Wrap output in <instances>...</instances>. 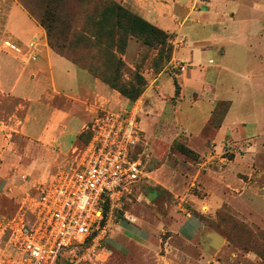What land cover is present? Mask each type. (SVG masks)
I'll use <instances>...</instances> for the list:
<instances>
[{"label": "crops", "instance_id": "obj_1", "mask_svg": "<svg viewBox=\"0 0 264 264\" xmlns=\"http://www.w3.org/2000/svg\"><path fill=\"white\" fill-rule=\"evenodd\" d=\"M118 1L171 35H183L187 24L194 29L202 27L199 33L209 34L210 37L202 40L200 52L206 49L220 51L221 63L214 67L219 69V73L226 70L235 73L236 77L232 75L234 78L229 84L218 76L214 77L215 81L210 80L207 71L201 70L199 62H195V51L191 46L185 48L184 44L175 51L181 63L187 66L186 72L179 75L181 79L178 80V86L174 79L175 85L167 89L169 85L161 81L163 74H160L154 79L157 83L153 82L152 87L141 98L131 102L100 78L56 53L49 44L45 27L20 0H0V216L4 217L14 211L17 213L24 199L38 193V182L52 177L59 168L70 165L75 158V151L90 141L89 131L95 118L105 112L133 107L137 110L139 119L143 115L146 117L144 120L147 122L142 124L146 132L138 147L147 157H150L146 148L149 142L147 139L152 141L154 152L159 154L167 147L170 152L173 143L179 139L200 153H205L206 148L211 147L215 151H221L225 146L240 145L247 150L256 143L259 144L257 140L263 134H250L246 131V126H263L259 115L264 116V102L256 100L253 85L255 81H264V61L257 59L253 52L245 54V64L254 68L250 75L247 71L242 73L228 65L227 42L245 37L225 25V22L232 20L229 16H236L234 0ZM255 7L254 3L253 9ZM206 20L209 26H201ZM195 43L191 44L195 46ZM239 47L253 49L252 45ZM212 61L210 58L208 63ZM210 64H207V68L211 67ZM219 83L232 95L223 96ZM208 92L212 94L208 99L206 119L199 130L194 131L195 129L181 123L177 116L178 108H181V101L186 95L201 108ZM221 102H227V107L221 120L213 125L211 123ZM248 103L250 114L255 118L246 121L236 112H241L242 107L245 110ZM170 105L174 108L173 117L165 115V110ZM209 126L213 132L205 136L204 132ZM224 129L226 135L218 145L217 135ZM260 133L263 131L260 130ZM241 150L235 152L232 160L229 159L224 172L217 174L210 194L205 199H200V203L212 202L218 206L229 198L227 186L239 190L248 188L250 183L242 177L243 173L264 177V163H259L258 159L260 149L245 152ZM210 158L216 160L219 157L215 154L210 155ZM221 159L225 157L221 156ZM150 161L149 158L146 164ZM157 170L158 168L152 173ZM148 173L151 178V171ZM199 174L200 170L190 173V178L196 179ZM150 178H143L139 182L149 181ZM242 205L248 206L249 203L244 200ZM187 208L183 210L185 216L174 221L171 228L184 241L198 248L210 263L223 264L216 258L220 253L229 252L227 241L219 234L207 231L203 221L192 215ZM193 208L199 210V204L195 203ZM129 229L136 232L138 238H133V234L127 235ZM149 238L146 230L136 227L132 229L129 226L125 228L124 237H120L127 241L135 239L136 243L142 245L141 249L149 248ZM103 246H106L104 242ZM106 250L105 247L97 257L90 256L79 264L105 258Z\"/></svg>", "mask_w": 264, "mask_h": 264}, {"label": "rangeland", "instance_id": "obj_2", "mask_svg": "<svg viewBox=\"0 0 264 264\" xmlns=\"http://www.w3.org/2000/svg\"><path fill=\"white\" fill-rule=\"evenodd\" d=\"M21 1L38 22L44 16L47 17L49 23H53L54 29L52 30V35L54 42L64 43V41L72 39V41H78V48H82L84 43L83 41H79V39L82 33L84 34L91 30L88 17L99 15V12L106 4L118 0ZM50 3H52V6L48 7ZM254 3L256 6L255 10L253 9ZM233 4L236 16L234 18L233 16H229L232 20L225 22V25L244 34L245 37L227 42L229 44L227 46L228 65L242 73L247 71L250 75L254 68L248 67L245 64V54H252L253 52L256 54L257 59L264 61V0H234ZM53 10L57 12L55 21L52 20V13H49ZM253 11L255 12L252 13ZM207 23L208 21L206 20L200 25L209 26ZM188 25H186L183 35L170 34L169 44L172 47V55L169 60L166 57L167 47L160 54L159 47L150 46L143 39L132 37L128 40L125 51L121 55L127 66L124 70V78L127 81L135 82L136 72L145 76L147 84L142 95L152 87L154 79L160 74H163L161 81H165L169 85L166 87L167 89H171L175 85L174 79L178 86V80L181 79L179 75L186 71L180 69V65L184 63H181L178 56L175 55V51L179 50L180 46H182L178 45V42L175 43L177 36H186L185 48L191 46L195 51V62H199L198 67L201 70L207 71L206 73L210 80L215 81L214 77L218 76L225 79V82L229 84L236 77L235 73L226 70H222L221 73L218 72L219 69L214 66L219 62L221 63L222 53L215 49H206V51L200 52L202 50V40L210 36L209 34L204 35L199 33V30L202 31V27L194 29V27H189ZM66 42L69 43L68 41ZM194 42H196L195 46L191 44ZM240 45L248 47L252 45L253 49L240 48ZM210 58L213 59L210 62L211 64L208 63ZM207 64H210L211 67L207 68ZM183 78L184 75L182 76ZM219 85L221 86L220 91L223 93V96L232 95V93H227L220 83ZM253 89L256 93V100L264 102V81L260 83L255 81ZM167 93L169 92L167 91ZM211 94H206L201 108L192 103L190 96L186 95V98L181 101V108H178L179 114L177 116L181 119V123L195 129L194 131H198L206 119V113L209 110L208 99ZM226 107L227 102L219 104L211 124L216 125L221 120ZM249 108L250 105L248 103L245 106V110L242 107L241 112L237 111L236 113L246 121L252 120L255 116L250 114ZM165 115L174 116L173 106L167 107ZM144 119H146L144 115L140 117L142 124L147 122ZM259 119L262 121V127L257 128L256 125L252 124L246 126V131L250 134H254L255 136L263 134L257 140L259 144L256 143L253 148L247 150L256 151L260 149L258 156L259 163L261 161L264 163V116L259 115ZM260 130L263 133H260ZM211 131L212 128L209 126L204 135H211ZM225 135L226 129L217 135L216 142L218 145H220ZM235 138L239 139V137ZM147 142L146 148L150 157H147L146 154L140 155L141 149L139 147L136 149V154L144 163L143 167L145 170L151 171L150 180L139 182L131 193L124 195L120 206L112 214L108 210L110 225L108 237L105 240L108 239L103 241L107 249L105 258H96L85 264H214L205 259L202 252L193 244L184 241L170 226L174 221H179L185 216L183 210L187 207L192 215L199 217L203 221L207 231L215 232L227 241L230 246L229 252L220 253L216 258L221 263L264 264L263 175L243 173L242 177L250 183L248 188L239 190L227 186L231 195L229 194V198L218 206H215L212 202L208 204L205 202L200 203V199H205L210 194V190L217 180L215 177L217 178V174L220 172H224L229 159H233L235 152L241 149H243V151L241 150L242 152L247 150L240 145H232L225 146L221 151H215V148L211 147L206 148L207 151L205 153L197 152L191 148L193 152H189L182 149L183 147H189L179 139L173 143L170 152L167 147L159 154L154 152L152 141L147 139ZM83 149L84 147H81V150ZM215 154L219 157L218 159H221V156H224L225 159L214 160L210 158V155ZM149 158L151 161L149 164H146ZM157 168L159 171L157 170L156 173H152ZM198 170H200L198 178H190V173H197ZM225 178L229 179L226 176ZM225 192L227 191L225 190ZM244 200L249 203L248 206L242 205ZM24 202L25 199L21 204ZM195 203L199 204V210L193 208ZM15 213L16 211L8 213L6 217L11 218ZM28 217H30L28 218V224L32 226L34 215L29 212ZM128 226L132 229L136 227L148 232L150 237L149 248L141 249L142 245L136 243L135 239L130 241L120 239V237H124L125 228ZM129 230L130 232L126 233L127 235L131 236L130 234H133V238H138L136 232H131V229Z\"/></svg>", "mask_w": 264, "mask_h": 264}, {"label": "built area", "instance_id": "obj_3", "mask_svg": "<svg viewBox=\"0 0 264 264\" xmlns=\"http://www.w3.org/2000/svg\"><path fill=\"white\" fill-rule=\"evenodd\" d=\"M177 42L184 45L186 37ZM91 131L70 165L38 182V193L13 217L0 216V264H79L104 250L108 210L112 214L137 182L150 178L136 154L146 129L131 107L97 115Z\"/></svg>", "mask_w": 264, "mask_h": 264}, {"label": "trees", "instance_id": "obj_4", "mask_svg": "<svg viewBox=\"0 0 264 264\" xmlns=\"http://www.w3.org/2000/svg\"><path fill=\"white\" fill-rule=\"evenodd\" d=\"M20 2L22 3L21 0ZM49 6H52V3L48 4ZM49 13H52V20L55 21L57 12L53 10ZM46 19L47 17L43 16L39 22L47 30L49 44L56 53L67 57L80 68L100 78L131 102L136 101L145 91L147 80L139 72L135 74V82L124 78V70L127 66L121 55L125 51L128 40L132 37L143 39L146 44L155 48L159 47L160 54L167 47V60L172 55V47L169 44L170 34L118 1L106 4L99 15L88 17L91 30L82 33L79 39L84 43L82 48H78V41H72V39L66 40L69 43L54 42L52 35L54 25ZM91 137L90 130L89 140ZM182 149L193 152L187 147Z\"/></svg>", "mask_w": 264, "mask_h": 264}]
</instances>
